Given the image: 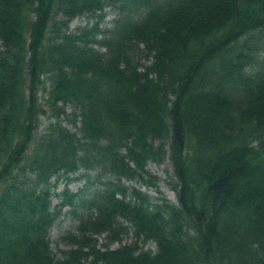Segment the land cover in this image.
Listing matches in <instances>:
<instances>
[{
  "label": "trees",
  "instance_id": "obj_1",
  "mask_svg": "<svg viewBox=\"0 0 264 264\" xmlns=\"http://www.w3.org/2000/svg\"><path fill=\"white\" fill-rule=\"evenodd\" d=\"M0 264H264V0H0Z\"/></svg>",
  "mask_w": 264,
  "mask_h": 264
},
{
  "label": "rangeland",
  "instance_id": "obj_2",
  "mask_svg": "<svg viewBox=\"0 0 264 264\" xmlns=\"http://www.w3.org/2000/svg\"><path fill=\"white\" fill-rule=\"evenodd\" d=\"M115 18V14L111 11H107L106 17L104 18V21L102 23V26L104 28H109L111 26L112 20ZM92 19H88L87 17H80L74 19L69 26L70 31H75L78 27L84 26L86 24H90ZM45 88H48V83H45ZM40 97V102L43 104V109L47 111V107H45L44 101L46 98L45 92L41 91L39 93ZM68 112V110H67ZM54 120L52 119L51 122ZM49 124V120L46 117V115L40 117V125L34 134L35 138L40 137L45 133V129L47 125ZM66 125V124H64ZM68 128H71L70 125H67ZM146 170L155 176L157 180L154 182V186H146V185H141L140 182L138 181H131V182H125L126 185L129 186H135L139 188L141 191L147 193L149 196L152 198H165L168 201L172 203H176V194L175 191L172 189L171 183L174 181V175H173V169L172 165L169 161V159L166 157L165 161L161 164L157 163H148ZM82 173V171H81ZM148 179V178H146ZM55 179H52L51 181L54 182ZM62 181V180H60ZM86 185V180L82 179L76 182H73L69 185V189L71 192H76L80 190L81 188H84ZM64 184L60 183L58 186V190H61L63 188ZM95 186L90 187L87 191L84 190V194H87L89 191H92ZM57 201L54 200L53 204H55ZM69 210L68 207H65L63 209V214L59 218L57 222L52 226L49 232V241H50V247L52 252L56 255V257L61 256V251H67L70 249V245L66 243V240L64 237L68 233H75L76 232V226H77V218L73 217L70 214H67V211ZM122 227H125L128 231L130 230L129 226L127 223L121 221ZM97 238V247L101 248L102 244L105 243L104 240V235H99L96 236ZM132 240V235L129 233L127 235L122 236V242L121 244H125L127 242H130ZM120 246L119 242L113 243L110 247L111 248H117ZM147 249H154L153 244L148 243L145 246Z\"/></svg>",
  "mask_w": 264,
  "mask_h": 264
}]
</instances>
